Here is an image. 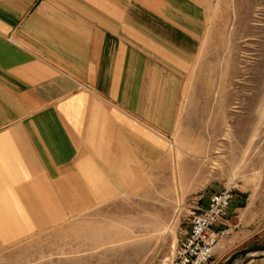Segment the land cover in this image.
<instances>
[{"label": "crops", "instance_id": "0c3cea01", "mask_svg": "<svg viewBox=\"0 0 264 264\" xmlns=\"http://www.w3.org/2000/svg\"><path fill=\"white\" fill-rule=\"evenodd\" d=\"M203 2L0 0V253L165 157ZM214 228L208 264H264V180H242Z\"/></svg>", "mask_w": 264, "mask_h": 264}, {"label": "rangeland", "instance_id": "374dc122", "mask_svg": "<svg viewBox=\"0 0 264 264\" xmlns=\"http://www.w3.org/2000/svg\"><path fill=\"white\" fill-rule=\"evenodd\" d=\"M203 4L165 157L136 178L100 180L107 193L92 209L1 252L0 264H170L210 189L264 180V0Z\"/></svg>", "mask_w": 264, "mask_h": 264}, {"label": "built area", "instance_id": "2783aa9c", "mask_svg": "<svg viewBox=\"0 0 264 264\" xmlns=\"http://www.w3.org/2000/svg\"><path fill=\"white\" fill-rule=\"evenodd\" d=\"M236 184L232 181L222 191L209 197L204 209L191 215L188 234L180 241L170 264H208L214 250L219 248L226 235L215 229L227 215Z\"/></svg>", "mask_w": 264, "mask_h": 264}]
</instances>
